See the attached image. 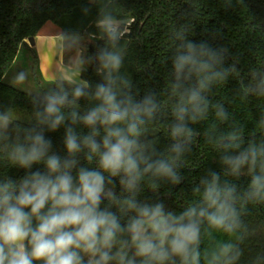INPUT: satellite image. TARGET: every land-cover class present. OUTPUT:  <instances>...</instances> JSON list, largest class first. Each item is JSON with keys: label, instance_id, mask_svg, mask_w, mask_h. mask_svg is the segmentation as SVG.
Returning <instances> with one entry per match:
<instances>
[{"label": "clouds", "instance_id": "clouds-1", "mask_svg": "<svg viewBox=\"0 0 264 264\" xmlns=\"http://www.w3.org/2000/svg\"><path fill=\"white\" fill-rule=\"evenodd\" d=\"M95 26L105 40L90 54L95 81H49L26 119L0 105V264H241L243 217L264 207V114L246 134L210 100L237 74L228 49L177 31L163 90L141 91L124 70L131 25L114 0H99ZM252 87L264 96V81ZM61 130L57 150L50 134ZM201 138L218 167L170 206L161 190L184 184ZM248 264H264V251Z\"/></svg>", "mask_w": 264, "mask_h": 264}, {"label": "trees", "instance_id": "trees-1", "mask_svg": "<svg viewBox=\"0 0 264 264\" xmlns=\"http://www.w3.org/2000/svg\"><path fill=\"white\" fill-rule=\"evenodd\" d=\"M114 3L123 23L131 20L130 34L121 41L128 50L124 70L141 91L163 90L177 31L184 32L188 39L213 41L228 49L227 63L236 66L237 74L214 88L209 98L213 103L224 104L231 114L230 123L234 121L243 126L246 134L253 131L256 121L264 114V96L256 95L252 87L258 79L264 81V0H114ZM98 4L99 0H0V105L31 114L34 93L5 82L22 48L33 53L32 71L38 90L49 82L40 75L35 50L25 42L38 35L46 22L60 28L71 43L90 40L84 47L80 77L90 81L97 79L90 54L105 45L95 26ZM85 6L92 8L90 15L82 14ZM65 44L68 50V40ZM75 50L70 48L66 57ZM213 121L210 114L209 123ZM205 126L195 127L203 131ZM219 127L224 129L226 125L219 124ZM50 135L55 148L62 150V130ZM158 139L161 148L168 143L163 130ZM217 167L213 149L201 138L186 157V166L182 169L184 184L170 193L165 186L160 195L170 197V206H177L190 194L191 184L201 174ZM9 174L17 176L22 172L13 169ZM243 219L251 231L241 245L244 249L241 264H248L251 257L264 251V207L249 206Z\"/></svg>", "mask_w": 264, "mask_h": 264}, {"label": "crops", "instance_id": "crops-1", "mask_svg": "<svg viewBox=\"0 0 264 264\" xmlns=\"http://www.w3.org/2000/svg\"><path fill=\"white\" fill-rule=\"evenodd\" d=\"M46 24L42 27L39 34L34 37V50L37 54L38 69L41 77L45 81L57 78L73 80L76 77H80V71L76 73L75 71L77 70L73 66L81 57L80 49L75 50V52L66 57V38L62 35V30L55 28L53 29L54 31L44 32ZM25 42H28L27 39ZM81 58L83 60V56Z\"/></svg>", "mask_w": 264, "mask_h": 264}, {"label": "rangeland", "instance_id": "rangeland-1", "mask_svg": "<svg viewBox=\"0 0 264 264\" xmlns=\"http://www.w3.org/2000/svg\"><path fill=\"white\" fill-rule=\"evenodd\" d=\"M131 22V20L126 21V25H128ZM59 29L58 27L54 26L51 22H48L46 24V26L44 27V32L46 31H52L53 29ZM54 31V30H53ZM68 40V44H69V48L67 50V53L70 52V48L72 49L73 47L76 48V50L80 49L81 51V57L84 53L85 50V45L87 42H89L90 40H75L74 42L71 43V41L69 39ZM66 40V43H67ZM27 44H29L27 42ZM33 49L35 48L33 45H30ZM79 58L77 62L74 63V68L77 70L75 71L76 73L78 71H80V69H82L84 67V62L82 60V58ZM33 53L31 50L26 49V48H22L16 61L14 62V64L12 65V67L9 69V71L6 74V78H5V82L12 84L13 86L24 90L26 92L29 93H34L36 91H38L36 82H35V78H34V74L32 71V67H33ZM24 72L26 74V79L23 82H17L15 79V76L17 74V72ZM76 79H82L81 77H76ZM17 115L20 116L21 118H28L29 115L24 114L22 112H18L16 111Z\"/></svg>", "mask_w": 264, "mask_h": 264}, {"label": "water", "instance_id": "water-1", "mask_svg": "<svg viewBox=\"0 0 264 264\" xmlns=\"http://www.w3.org/2000/svg\"><path fill=\"white\" fill-rule=\"evenodd\" d=\"M29 45H33L34 46V37H30L27 39Z\"/></svg>", "mask_w": 264, "mask_h": 264}]
</instances>
